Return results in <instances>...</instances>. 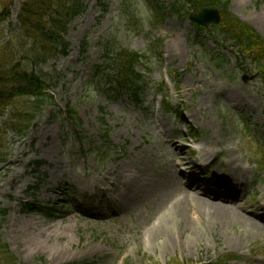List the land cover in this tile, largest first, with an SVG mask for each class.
<instances>
[{
    "label": "rangeland",
    "instance_id": "1",
    "mask_svg": "<svg viewBox=\"0 0 264 264\" xmlns=\"http://www.w3.org/2000/svg\"><path fill=\"white\" fill-rule=\"evenodd\" d=\"M172 1L160 0L164 5ZM227 1L232 14L264 37V0ZM23 2L14 0V19ZM86 4V13L66 37L68 57H60L44 69L53 79L49 93L55 105L39 116L35 123L39 126L26 140L10 145L15 165L0 168V173L7 168L0 174V203L9 210L1 230L3 239L22 264H169L171 260L214 264L232 255L239 260L229 264H264V231L258 223L217 216L214 220L199 207L197 211L187 207L184 220L169 211L168 201L159 196L160 186L177 188L175 182L165 184L174 180L176 169L170 170L171 149L158 137L154 117L147 112L153 103L152 88L162 83V72L168 69L173 73L168 87L170 103L184 107V117L203 136L201 140L189 136L186 142L191 146L193 141L209 144L219 152V164L212 168L214 179L229 175L239 185L245 182L244 195L249 193V197L244 196L242 212L251 213L253 206L264 204V172L256 157L264 142V93L258 77L243 80L256 75L254 70L243 74L228 45L218 48L212 38L194 39L190 22L170 11L164 12L165 19L159 24L147 0H86ZM13 22L12 26L0 24L1 43L14 40L17 29ZM107 41L125 50L148 53L146 62L151 69L143 94L145 107L125 98H107L109 90L95 85L96 66L102 63ZM153 42L157 44L153 46ZM175 70L180 76L174 75ZM68 105L80 121L77 131L67 118ZM183 115L174 125L171 116L161 117L176 139V124ZM101 135H107L110 148ZM100 151L108 153L106 159L102 160ZM42 161L45 165L37 167L36 162ZM66 185L78 190L75 195L98 186H114V193L129 205L125 217L104 222L81 215L71 205L72 197L66 200L62 195ZM178 193L173 190L169 195ZM62 198L68 207H62ZM28 203L60 211L51 219L21 212V204Z\"/></svg>",
    "mask_w": 264,
    "mask_h": 264
},
{
    "label": "trees",
    "instance_id": "2",
    "mask_svg": "<svg viewBox=\"0 0 264 264\" xmlns=\"http://www.w3.org/2000/svg\"><path fill=\"white\" fill-rule=\"evenodd\" d=\"M0 3L3 5L1 24L11 20L10 9L14 0H0ZM153 3L158 12L164 11V5L158 0ZM170 7L173 13L186 18L189 17L186 8L195 11L203 7L222 9L223 20L217 33L224 34L242 53H247L264 81V38L253 27L230 15L228 3L222 0H175ZM86 9L85 0H26L17 15L18 32L14 40L1 43L0 38V165L10 160V138L25 139L34 121L51 103L47 94L49 75H42L43 67L60 55H68L69 44L65 38L70 26L84 15ZM107 43L105 49L108 53L103 59L108 64V72H98L100 85L118 83L135 95L145 85L142 77L134 72L135 66L144 61L143 57L136 52L120 50L113 58L110 52L115 44ZM97 69L100 70L99 66ZM67 115L75 128H79L78 118L71 107L67 108ZM0 213L3 218L7 215L5 210ZM0 264H18V259L1 237Z\"/></svg>",
    "mask_w": 264,
    "mask_h": 264
},
{
    "label": "bare ground",
    "instance_id": "3",
    "mask_svg": "<svg viewBox=\"0 0 264 264\" xmlns=\"http://www.w3.org/2000/svg\"><path fill=\"white\" fill-rule=\"evenodd\" d=\"M179 155H176V156H179ZM243 171L244 170H239V172H243ZM145 186H146V184H144L143 188ZM144 190H146V188ZM160 192H161V195L159 194V196L161 197V199L163 198L164 201L165 200L168 201L166 203V207L172 212V214L174 216H176V217L178 216V217L182 218L183 220H184V215H185V209L188 207L187 204L196 203V205L199 206L200 209L205 210V213L209 214L211 219L215 220V217L217 216V217H220L219 219L227 218V220H230L232 218H235L237 221L243 220V221L251 222V220L247 216V214L242 215V214L238 213V210L227 211L225 209L217 207L214 204L206 202L203 199H199L197 196H193V195H192L193 197L180 196L179 194L171 196L169 194H171L173 192V190L170 187H163V189ZM172 197H176L177 199H173ZM226 209H228V208H226ZM158 233H160L162 235L164 232H162L161 230H158ZM170 242L172 244L175 243V238H173V237L170 238Z\"/></svg>",
    "mask_w": 264,
    "mask_h": 264
},
{
    "label": "water",
    "instance_id": "4",
    "mask_svg": "<svg viewBox=\"0 0 264 264\" xmlns=\"http://www.w3.org/2000/svg\"><path fill=\"white\" fill-rule=\"evenodd\" d=\"M190 19L193 23L207 28L210 24H218L220 22V15L216 10L207 9L197 15H192Z\"/></svg>",
    "mask_w": 264,
    "mask_h": 264
}]
</instances>
